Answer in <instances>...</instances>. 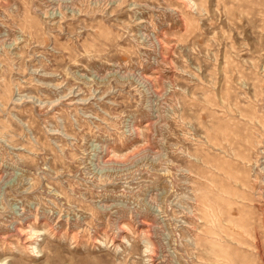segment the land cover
<instances>
[{
    "label": "rangeland",
    "instance_id": "rangeland-1",
    "mask_svg": "<svg viewBox=\"0 0 264 264\" xmlns=\"http://www.w3.org/2000/svg\"><path fill=\"white\" fill-rule=\"evenodd\" d=\"M0 264H264V0H0Z\"/></svg>",
    "mask_w": 264,
    "mask_h": 264
}]
</instances>
